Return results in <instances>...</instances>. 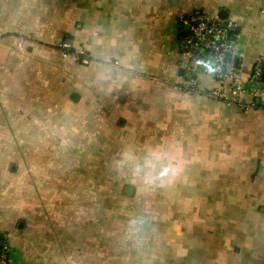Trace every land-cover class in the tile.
I'll use <instances>...</instances> for the list:
<instances>
[{
    "label": "crops",
    "instance_id": "obj_1",
    "mask_svg": "<svg viewBox=\"0 0 264 264\" xmlns=\"http://www.w3.org/2000/svg\"><path fill=\"white\" fill-rule=\"evenodd\" d=\"M194 11L234 27L255 108L209 100L200 69L182 89ZM259 60L264 0H0L8 264H264Z\"/></svg>",
    "mask_w": 264,
    "mask_h": 264
},
{
    "label": "built area",
    "instance_id": "obj_2",
    "mask_svg": "<svg viewBox=\"0 0 264 264\" xmlns=\"http://www.w3.org/2000/svg\"><path fill=\"white\" fill-rule=\"evenodd\" d=\"M186 29L184 45L188 63L183 67L185 77L182 89L187 93L202 92L197 87L194 72L200 69L217 83V86L203 92L212 101L234 106L239 110L255 108L254 102L245 103L247 91L237 70L238 63L233 51L231 34L234 27L224 23L211 14L194 11L181 19ZM63 51L70 49L66 40L59 46ZM74 62L87 65L89 60L84 53H67ZM230 56L226 62L227 56ZM264 60L257 61L251 69L250 82L264 90ZM0 264H8V246L3 245L0 253Z\"/></svg>",
    "mask_w": 264,
    "mask_h": 264
},
{
    "label": "water",
    "instance_id": "obj_3",
    "mask_svg": "<svg viewBox=\"0 0 264 264\" xmlns=\"http://www.w3.org/2000/svg\"><path fill=\"white\" fill-rule=\"evenodd\" d=\"M184 35H185V34H184ZM184 35H183V37H184ZM229 59H230V56L228 55L227 58H226V62H228ZM236 63H238V62L236 61ZM262 66H263V69H264V62H263V65H262ZM75 98H76L75 95H72V96H71V99H72V100H74ZM124 193H125L126 196H131L132 193H133V189H132L131 187H126Z\"/></svg>",
    "mask_w": 264,
    "mask_h": 264
},
{
    "label": "rangeland",
    "instance_id": "obj_4",
    "mask_svg": "<svg viewBox=\"0 0 264 264\" xmlns=\"http://www.w3.org/2000/svg\"><path fill=\"white\" fill-rule=\"evenodd\" d=\"M121 94H122V93H119V92H118V94H117V96H118V99H119V98L121 99V97H120V96H121ZM121 122H122V120L120 121V123H121ZM102 178H104V177H102V175H100V176H99V179H102Z\"/></svg>",
    "mask_w": 264,
    "mask_h": 264
},
{
    "label": "trees",
    "instance_id": "obj_5",
    "mask_svg": "<svg viewBox=\"0 0 264 264\" xmlns=\"http://www.w3.org/2000/svg\"><path fill=\"white\" fill-rule=\"evenodd\" d=\"M2 243H3V240H2ZM3 245H4V243H3V244L1 245V247H0V253H1V249H2Z\"/></svg>",
    "mask_w": 264,
    "mask_h": 264
}]
</instances>
